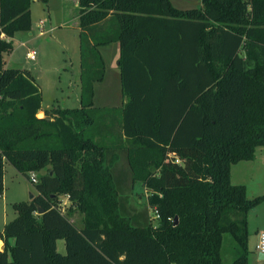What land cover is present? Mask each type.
I'll return each mask as SVG.
<instances>
[{
  "label": "trees",
  "instance_id": "1",
  "mask_svg": "<svg viewBox=\"0 0 264 264\" xmlns=\"http://www.w3.org/2000/svg\"><path fill=\"white\" fill-rule=\"evenodd\" d=\"M201 2L183 10L170 0H79L81 106L39 118L40 87L5 59L15 34L32 29V0H0V197L7 164L29 180L36 173L38 192L13 204L0 264H226V235L236 244L230 264H249V214L264 197L250 199L231 171L264 147V0ZM114 43L127 98L116 141L86 109L104 78L98 48ZM118 149L156 227L120 214L118 156L106 162Z\"/></svg>",
  "mask_w": 264,
  "mask_h": 264
},
{
  "label": "rangeland",
  "instance_id": "2",
  "mask_svg": "<svg viewBox=\"0 0 264 264\" xmlns=\"http://www.w3.org/2000/svg\"><path fill=\"white\" fill-rule=\"evenodd\" d=\"M170 1L175 8L183 10L201 8L202 6L201 0H189L188 5H186L187 0ZM69 4L73 15L74 8L71 2ZM50 7L51 12H53L52 17ZM32 8L34 14L32 33L34 36L31 42L19 47L12 40L14 49L5 55L8 68L32 71V79L43 93L44 108L50 109L53 103L56 104L59 100L61 108H64L63 101L67 102L68 108H72L76 106L73 105L74 101H78L76 100L77 94L81 95V29L77 26L74 27L73 19H64L63 0H49L48 4L41 1L34 2ZM49 18H52V26L56 30L51 36H39V23L42 20H49ZM110 30L112 31L110 27L105 28L97 34L92 33V37L87 35L86 38L91 43L93 39L95 41L103 40L107 34L111 33ZM22 33V35L29 34L28 32ZM116 45L114 43L98 48L102 55L109 46L111 56L106 61L102 57L105 70L104 78L94 84V104L93 107L86 108L93 119L92 125L96 131L101 136L112 135L114 141L119 140L121 130L119 123L122 121V111L127 101L121 88L120 69L113 57L112 47H116ZM29 51L36 52V61L28 60L27 53ZM114 155L118 156V161L113 164L111 172L119 194L120 214L130 220L134 227H147L150 224L156 227L159 221L148 204L146 189L140 182L133 183V175L126 151L124 149L108 150L106 152L107 164L111 163ZM231 177L233 184L246 186L250 199L264 197V147L258 148L256 159L233 165ZM4 187L5 190L2 195L4 198L0 197V228H2L4 220L9 222L17 217L13 204L31 202V195H38L35 184L18 173L12 166L6 170ZM65 203L67 204L65 212H67L69 202L66 200ZM71 219L78 228H82V216L80 214H75ZM263 230L264 200L249 214V264H264V259L260 258V253L257 250L258 232ZM234 243L231 236H225L222 254L226 264L232 263L234 258H237L232 250L236 245ZM57 248L59 253L66 254L64 240L58 241Z\"/></svg>",
  "mask_w": 264,
  "mask_h": 264
},
{
  "label": "crops",
  "instance_id": "3",
  "mask_svg": "<svg viewBox=\"0 0 264 264\" xmlns=\"http://www.w3.org/2000/svg\"><path fill=\"white\" fill-rule=\"evenodd\" d=\"M38 1L39 0H32V3L38 2ZM63 1H64V11H63L64 19L65 20L66 19H69V20L73 19L74 27L75 26L78 27V25H79V0H63ZM69 2H71L72 6L74 8V14L73 15H72L71 6H70ZM188 3H189V0H187L186 5H188ZM201 4H202V2H201ZM186 9H190V8H186ZM52 13L53 12H51V7H50V15H51V17L53 15ZM33 15H34L33 14V8H32V5H31V16H32V18H33ZM32 26H33V21H32ZM55 30H56V28L52 26V18H49V20L46 19L45 21L42 20L39 23V26H38V34H39V36H44V35H50L51 36V35H53ZM28 33H29L28 35H26V34L22 35L23 34L22 32H18V33L15 34V36H14V38L12 40H14L16 42V44H18V47L20 45L24 46L26 43L31 42L32 41V37L34 36V34L32 33V29L30 31H28ZM105 48H107V47H105ZM112 51H113V57L115 58L117 66H118V60H119V56H120L119 46L116 45V47H112ZM30 52L31 51H29L28 53H30ZM28 53H27V55H28ZM110 56H111V50L109 49V46H108L106 51L102 54V57H103L104 61H106V59L109 58ZM28 60L32 61L29 58H28ZM6 66L8 67L7 64H6ZM24 71L29 72L30 76L32 77V71H30V70H24ZM42 95H43V93H42ZM80 96L81 95L77 94V99L76 100L79 101ZM78 101H74V103L72 102L73 105H76V106H73L72 108H68L67 102L63 101V107L65 109L79 108L81 103L80 102L78 103ZM43 103L44 102H43V98H42V108H41V110L39 111V113L37 115L39 118H44L45 117V112L51 110L53 107H56V106L60 107L59 106L60 100L56 104L53 103V106H51L50 109L48 107L44 108L43 107ZM126 154H127V152H126ZM9 166L10 165H8V164L5 165V176H6V170H7V168ZM5 176H4V178H5ZM3 198L4 197L2 196V199ZM7 223H8L7 220L3 221V223H2L3 226H1L2 228H0V231H3V229H4V227H5V225ZM260 232H258V236H259ZM11 242L13 243V241H11ZM4 249H5V243L2 240V238L0 237V252H3Z\"/></svg>",
  "mask_w": 264,
  "mask_h": 264
},
{
  "label": "built area",
  "instance_id": "4",
  "mask_svg": "<svg viewBox=\"0 0 264 264\" xmlns=\"http://www.w3.org/2000/svg\"><path fill=\"white\" fill-rule=\"evenodd\" d=\"M27 57L30 60L35 61L36 60V52L31 51L30 53H28ZM30 181L33 184L37 183V174L36 173L31 174ZM258 239L259 240H258V244H257V250L259 251L260 254H264V230L259 233Z\"/></svg>",
  "mask_w": 264,
  "mask_h": 264
},
{
  "label": "water",
  "instance_id": "5",
  "mask_svg": "<svg viewBox=\"0 0 264 264\" xmlns=\"http://www.w3.org/2000/svg\"><path fill=\"white\" fill-rule=\"evenodd\" d=\"M33 198H34V195H31V199L32 200H33ZM43 213H44V211L39 208V213L38 214L41 215ZM178 223H179V218L178 217H175V219H174V225H178ZM260 258L261 259H264V254H260Z\"/></svg>",
  "mask_w": 264,
  "mask_h": 264
}]
</instances>
